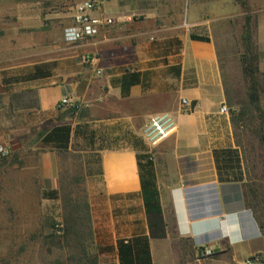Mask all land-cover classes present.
<instances>
[{"label":"crops","instance_id":"crops-1","mask_svg":"<svg viewBox=\"0 0 264 264\" xmlns=\"http://www.w3.org/2000/svg\"><path fill=\"white\" fill-rule=\"evenodd\" d=\"M14 1L21 8L39 3ZM96 1V37L70 51L48 48L42 61L33 43L0 60V113L11 122L0 127V143L13 151L0 163V179L27 172L28 185L56 181L60 158L78 155L105 206L128 209L133 231L102 247L103 255L115 258L108 264H119V240L138 236L150 238L156 264L139 166L141 156L153 153L168 235L170 218L195 252L211 248L228 264L263 257L264 119L231 113L210 21L202 13L216 2ZM202 30L208 34H198ZM29 33L34 42V29ZM192 34L210 42L192 40ZM65 96L73 107L59 108ZM224 105L228 114L221 113ZM163 113L175 117L177 131L152 149L142 131Z\"/></svg>","mask_w":264,"mask_h":264},{"label":"rangeland","instance_id":"rangeland-1","mask_svg":"<svg viewBox=\"0 0 264 264\" xmlns=\"http://www.w3.org/2000/svg\"><path fill=\"white\" fill-rule=\"evenodd\" d=\"M210 1L216 2L215 9L202 13L210 21L231 113L239 119L244 108L264 119V0ZM76 2L39 0L21 8L14 0H0V60L18 55L20 49H31L33 44L39 47L41 61L46 58L42 53L53 46L70 51L74 46L64 42L63 31L70 24ZM24 18L29 21L21 23ZM248 22L251 40L247 43L244 35ZM29 29H34V42ZM198 34L208 33L202 30ZM254 96L259 110L251 103ZM5 115L0 113V127L11 123ZM82 165L78 155H67L60 158L56 181L42 178L28 185L27 172L6 173L0 179V264H78L82 256L79 242L75 237L65 238L63 232L66 220L71 222L73 217L80 219L77 239L84 243L89 257H97L99 264L114 261L113 254L103 255L102 247L119 235L131 234L128 209L110 211L104 198L89 185ZM14 182L20 185H12ZM52 190L58 191V199H44L43 193ZM167 221L169 235L153 239L156 264H228L218 255L204 257L201 251L195 252L190 242L174 232L172 219Z\"/></svg>","mask_w":264,"mask_h":264},{"label":"trees","instance_id":"trees-1","mask_svg":"<svg viewBox=\"0 0 264 264\" xmlns=\"http://www.w3.org/2000/svg\"><path fill=\"white\" fill-rule=\"evenodd\" d=\"M250 37V27L248 22L245 29L244 40L248 43L251 40ZM191 38L195 41L210 42V39L208 37L198 36L196 34H192ZM245 72L248 73V70L245 69ZM253 98L254 99L251 103L257 110H259L260 108L257 104L258 99L256 96H254ZM249 113L250 111L248 109H241V116L250 115ZM143 159L146 162H143ZM153 164L154 163L152 161L148 160L147 155L141 156L139 159L143 200L148 217L150 237L152 239H165L167 237V225L163 216L159 192L155 182ZM43 198L48 200H56L58 199V191L52 190L47 193L45 192L43 193ZM87 221L89 223L91 222L90 212L88 213ZM80 224V219L76 217H73L71 222L69 220H66L65 226L63 228L64 236L65 238L69 239H73L75 237L77 242H79L82 256L80 257L78 264H99L97 257L91 259V257H89L87 253V248L84 246V243L80 242V240L77 239L78 234L76 233V228L80 226ZM117 249L119 264H153L150 248V238L148 236H138L131 239H121L117 243Z\"/></svg>","mask_w":264,"mask_h":264},{"label":"built area","instance_id":"built-area-1","mask_svg":"<svg viewBox=\"0 0 264 264\" xmlns=\"http://www.w3.org/2000/svg\"><path fill=\"white\" fill-rule=\"evenodd\" d=\"M100 8L96 0H82L72 9V17L70 24L64 28L63 40L68 45H78L83 41L94 38L99 34V24L92 17V13ZM109 20L108 23H112ZM185 107L190 104L186 99L182 100ZM73 107L72 100L65 96L59 103V108ZM221 113L228 114L229 108L224 105ZM177 131V122L175 117L170 113L154 115L144 127L142 134L145 141L152 149H156L160 144L173 136ZM13 155L12 149L7 145L0 143V163L10 159ZM148 160L154 161L153 153L149 154ZM215 200H217V191L211 188ZM214 250L211 248L201 252L204 257L212 256ZM245 264H264L263 257L256 255L248 259Z\"/></svg>","mask_w":264,"mask_h":264}]
</instances>
